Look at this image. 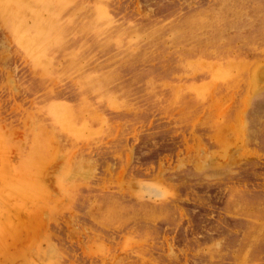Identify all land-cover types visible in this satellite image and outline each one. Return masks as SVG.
<instances>
[{
  "label": "rangeland",
  "instance_id": "374dc122",
  "mask_svg": "<svg viewBox=\"0 0 264 264\" xmlns=\"http://www.w3.org/2000/svg\"><path fill=\"white\" fill-rule=\"evenodd\" d=\"M0 264H264V0H0Z\"/></svg>",
  "mask_w": 264,
  "mask_h": 264
},
{
  "label": "bare ground",
  "instance_id": "6f19581e",
  "mask_svg": "<svg viewBox=\"0 0 264 264\" xmlns=\"http://www.w3.org/2000/svg\"><path fill=\"white\" fill-rule=\"evenodd\" d=\"M257 80V79H256Z\"/></svg>",
  "mask_w": 264,
  "mask_h": 264
}]
</instances>
